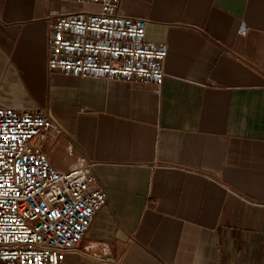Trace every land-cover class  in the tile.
<instances>
[{
    "label": "crops",
    "instance_id": "1",
    "mask_svg": "<svg viewBox=\"0 0 264 264\" xmlns=\"http://www.w3.org/2000/svg\"><path fill=\"white\" fill-rule=\"evenodd\" d=\"M83 7L0 0V104L56 120L50 162L73 145L107 195L63 264H264V0H122L167 50L160 86L48 69L50 13Z\"/></svg>",
    "mask_w": 264,
    "mask_h": 264
},
{
    "label": "built area",
    "instance_id": "2",
    "mask_svg": "<svg viewBox=\"0 0 264 264\" xmlns=\"http://www.w3.org/2000/svg\"><path fill=\"white\" fill-rule=\"evenodd\" d=\"M69 1L84 7L50 13V71L162 84L167 50L145 39L146 18L122 14V0ZM247 33L246 26L237 30L239 36ZM62 134L61 125L42 110L0 104V264H63L106 204L95 163L75 155L73 145L65 147L67 169L50 162L44 144Z\"/></svg>",
    "mask_w": 264,
    "mask_h": 264
}]
</instances>
